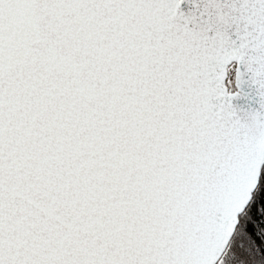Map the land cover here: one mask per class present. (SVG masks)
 Masks as SVG:
<instances>
[{
    "label": "snow or ice",
    "instance_id": "snow-or-ice-1",
    "mask_svg": "<svg viewBox=\"0 0 264 264\" xmlns=\"http://www.w3.org/2000/svg\"><path fill=\"white\" fill-rule=\"evenodd\" d=\"M0 264H264V0H0Z\"/></svg>",
    "mask_w": 264,
    "mask_h": 264
}]
</instances>
